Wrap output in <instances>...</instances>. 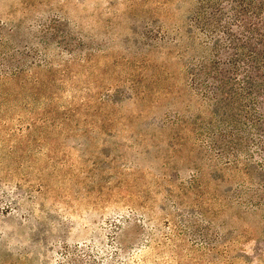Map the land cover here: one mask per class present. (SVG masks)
Here are the masks:
<instances>
[{
  "label": "rangeland",
  "instance_id": "rangeland-1",
  "mask_svg": "<svg viewBox=\"0 0 264 264\" xmlns=\"http://www.w3.org/2000/svg\"><path fill=\"white\" fill-rule=\"evenodd\" d=\"M214 1L222 79L193 74L198 0H0V264H264V10ZM39 40L72 60L52 99L11 73L43 75Z\"/></svg>",
  "mask_w": 264,
  "mask_h": 264
},
{
  "label": "trees",
  "instance_id": "trees-1",
  "mask_svg": "<svg viewBox=\"0 0 264 264\" xmlns=\"http://www.w3.org/2000/svg\"><path fill=\"white\" fill-rule=\"evenodd\" d=\"M239 4H238V3ZM236 2V7L237 5H241V7H243V10H245V13H250V14H259L260 10H264V2L263 3H259L256 4V0H237ZM199 6L196 9V13L195 16H193V18H191V20L193 22L196 23V27L199 28V30H201V32H203L206 36H208V41L205 40V42L203 43L204 48H207V52L211 54V57L207 58L206 61L204 62V58L205 56H203L204 58H201V62L202 65L199 66V68L193 72V74L195 75V79L197 78H201L202 72L203 74L206 76V78H215V79H222V75L227 76V72L225 74H222V72L216 67V65L218 64V58L219 55L222 56L223 54V44L220 43V41H217L215 36H217L220 33H224V30L222 29L221 23L219 22L218 19L214 18V17H209L205 14V11H203V9L206 6H210L214 3H216V1L214 0H198ZM219 4V2H217ZM264 16V12L262 14ZM39 20V21H38ZM38 20H34V18L30 19L31 22H36V24H29L28 28H30L31 30L34 28H37V32H40L43 36L48 35L49 33L52 34L54 37L59 35L60 37H62V39L66 40V36L67 35H61L59 34V30L56 31L57 29H55V24L56 22H59L61 19L59 18H53L51 19V22H47V20L45 19H38ZM58 33V34H57ZM63 40V41H64ZM36 43V45H41L39 47L40 52H42V59L41 61L38 63V68L40 69V71L44 70V73L42 76H34L33 81H29L30 78H25L23 77V73L25 72L24 68H22L25 64L22 63L19 65L18 69H15L13 72L14 76L20 77L21 79H18V81H20L19 86L23 89H25L26 87L31 88L35 87L33 89H35L33 92H36L38 94H43L46 98L52 99L51 96H55L56 94V90L61 89L64 84L66 82V80L68 81L69 75L66 73L68 70L72 69V64H71V58L69 59H63L58 60V65L59 68H55L54 67V61L56 60H52L55 59L56 54V50L54 48H51V45L49 42H45L42 40H39L38 42H34ZM57 43V42H56ZM65 45H68L67 42H65ZM256 52H252L250 53L249 56H255ZM209 62L210 65H208L206 62ZM259 62L262 64V62L259 60ZM214 65V67H213ZM40 66H44L43 68H41ZM194 66H196L194 64ZM220 73V74H218ZM214 75V76H213ZM14 78V77H13ZM209 82V81H208ZM208 82L206 81H202L200 85H204L203 88L201 87L200 90L202 91L203 94L208 95L209 93L212 95H229V96H233V95H237L236 90L237 88H235V84L233 82H231L230 80H222L220 85L215 87L214 91L210 90V88L208 87ZM34 84V85H32ZM29 85V86H28ZM219 92L217 93L218 89ZM204 89V90H203ZM199 90V91H200ZM208 93V94H207ZM218 97V96H217ZM51 103V100L49 101ZM84 105L86 104V101L83 100V102H81ZM75 104L72 102V100L70 101H66L65 103H61L60 104V108L64 107L63 111L64 115H61V118L64 119H68L71 120L73 118L74 115V111L72 113V109H75ZM58 109V108H57ZM53 112H59L58 110H56V108H54L52 110ZM238 116H227L226 118H224L223 120H220L222 124H227V125H236L240 123V114H237ZM47 119V117H45V120ZM218 125H214V128H218ZM201 130L197 131V134L202 135L205 134L207 135L211 141L216 142L218 140H225L228 139L229 141L231 140L233 136V134L230 133L231 130H227V133L225 132H220V133H216L215 131H213V124L209 126V124H206V126H200ZM238 129V128H237ZM236 134V133H235ZM222 135V136H221ZM221 137H224L223 139ZM230 161H228L229 163ZM198 177H194L193 181H197ZM197 197L202 196V191H198L195 192Z\"/></svg>",
  "mask_w": 264,
  "mask_h": 264
}]
</instances>
